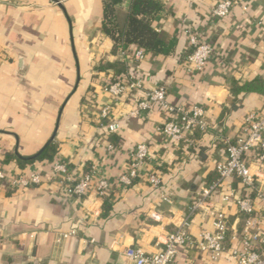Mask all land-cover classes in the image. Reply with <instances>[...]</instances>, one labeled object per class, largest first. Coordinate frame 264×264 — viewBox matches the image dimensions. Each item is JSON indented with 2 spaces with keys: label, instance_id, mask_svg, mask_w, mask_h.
Instances as JSON below:
<instances>
[{
  "label": "crops",
  "instance_id": "obj_1",
  "mask_svg": "<svg viewBox=\"0 0 264 264\" xmlns=\"http://www.w3.org/2000/svg\"><path fill=\"white\" fill-rule=\"evenodd\" d=\"M60 1L66 13L52 0H0V167L9 176L35 172L43 179L27 188L0 184V264H127L122 256L126 246L148 252L162 247L191 201L215 181L217 165L227 158L222 138L242 135L245 117L264 112V94L243 93L236 99L231 92L233 80L264 81V0H235L223 19L213 16L216 0H161L164 10L153 25L175 45V53L146 55L141 63L144 91L164 87L171 102L204 108L208 128L194 134L191 143L156 130L165 120L158 107L145 118L130 115L144 91L117 100L112 109V118L120 121L117 131L100 127L101 107L110 101L103 85L121 63L102 29L103 0ZM130 4L123 0L116 6L120 26ZM194 28L214 52L202 72L187 74L186 29ZM72 38L81 77L76 89ZM64 102L54 160L19 159L17 144L22 156H31L49 140ZM143 142L150 149L149 167L161 183L151 185L142 173L123 190L119 177ZM31 149L36 152L24 151ZM246 160L264 185V164L257 154L249 153ZM56 162L67 164L75 179L95 168L110 181L113 209L108 217H102L104 199L94 191L78 197L62 190L53 178ZM230 188L244 193L238 179H229L210 205L225 214L229 232L238 235L245 216L233 201H223ZM258 209L264 230V209L260 204ZM213 222V217L197 214L193 234L213 231ZM179 260L209 264L195 248L183 251Z\"/></svg>",
  "mask_w": 264,
  "mask_h": 264
},
{
  "label": "built area",
  "instance_id": "obj_2",
  "mask_svg": "<svg viewBox=\"0 0 264 264\" xmlns=\"http://www.w3.org/2000/svg\"><path fill=\"white\" fill-rule=\"evenodd\" d=\"M235 5V0H216L213 16L217 19L226 18ZM186 32L190 47L184 59L185 71L187 74L202 72L213 55V46L203 40L200 29H186ZM146 55L142 49L129 48H121L117 54L124 65L125 76L103 85V91L109 95L110 101L101 107L100 127L108 132H115L120 128V121L112 118V109L117 100L131 91H144L141 63ZM155 107L165 117L156 130L175 141L191 143L195 131H206L208 128L202 106L171 102L164 87L144 91L130 115L145 118ZM221 141L226 148L227 158L217 165L218 178L201 189L186 208L180 223L165 235L162 247L157 251L148 252L139 245L126 246L122 256L127 264H184L179 260L180 254L194 248L204 254L209 264H221L227 252L229 256L226 264H264V230L261 226L263 217L258 209L259 204L264 209V185L246 160L249 153L255 152L258 162L264 164V112L248 114L242 135L235 139L224 137ZM149 160L148 144H137L131 155L129 170L119 177L120 188L125 190L132 186L142 173L147 175L151 185L158 187L161 180L150 169ZM52 170L54 181L69 195L82 197L94 191L99 198L104 199L111 192L110 181L99 177L95 168L79 179L74 178L65 163H54ZM232 178L240 181L244 193L237 195L230 188V192L223 196V201H233L239 212L245 216L243 229L238 235L229 232V222L225 214L210 205L213 196ZM42 181L38 173L9 176L0 167V184L6 182L13 189L31 187ZM199 213L214 218L213 231L203 229L199 234H193L192 221Z\"/></svg>",
  "mask_w": 264,
  "mask_h": 264
},
{
  "label": "trees",
  "instance_id": "obj_3",
  "mask_svg": "<svg viewBox=\"0 0 264 264\" xmlns=\"http://www.w3.org/2000/svg\"><path fill=\"white\" fill-rule=\"evenodd\" d=\"M122 2L123 0H103L102 29L112 42L114 54L117 55L121 48L142 49L146 54L157 57H166L175 53V45L164 41L160 32L153 25V20L164 10L161 0H131L125 24L120 26L117 22L116 6ZM118 64L119 66L111 74V77L105 80L104 84L122 79L125 76L124 65ZM231 85V92L236 99L243 93L264 94V81L260 78L244 81L241 84L233 80ZM197 132L198 130L194 134ZM56 152L57 145L51 144L38 159L53 161ZM10 157L13 156L9 155ZM108 198L109 195L104 198L103 218L108 217L113 209V202Z\"/></svg>",
  "mask_w": 264,
  "mask_h": 264
},
{
  "label": "water",
  "instance_id": "obj_4",
  "mask_svg": "<svg viewBox=\"0 0 264 264\" xmlns=\"http://www.w3.org/2000/svg\"><path fill=\"white\" fill-rule=\"evenodd\" d=\"M52 1L57 3L63 9V11L66 13L65 7L63 6V4L61 3L60 0H52ZM72 50H73V55H74V58H75V61H76L77 67H78L77 83L75 85V89H76L81 77H80V70H79V59H78V55H77V51H76V47H75V42H74L73 38H72ZM65 104H66V102L63 103V105H62V107H61V109L59 111V114H58V117H57V121H56V125H55V129H54L51 137L49 138V140L45 143V145L39 151H37L35 154H33L31 156H22L20 154V152H19L18 144L16 145L15 155L19 159L27 160V161L35 160V159L39 158L51 144H53L54 140L57 137L59 123H60V120H61V115H62L63 108H64ZM0 132H2V131H0ZM15 136L18 139L17 135H15Z\"/></svg>",
  "mask_w": 264,
  "mask_h": 264
},
{
  "label": "rangeland",
  "instance_id": "obj_5",
  "mask_svg": "<svg viewBox=\"0 0 264 264\" xmlns=\"http://www.w3.org/2000/svg\"><path fill=\"white\" fill-rule=\"evenodd\" d=\"M25 152H28V153H34V152H36V150H34V149H31V150H24Z\"/></svg>",
  "mask_w": 264,
  "mask_h": 264
}]
</instances>
